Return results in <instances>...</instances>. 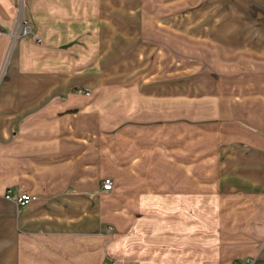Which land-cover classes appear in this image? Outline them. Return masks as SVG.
Segmentation results:
<instances>
[{
  "label": "crops",
  "instance_id": "obj_1",
  "mask_svg": "<svg viewBox=\"0 0 264 264\" xmlns=\"http://www.w3.org/2000/svg\"><path fill=\"white\" fill-rule=\"evenodd\" d=\"M219 2L183 30L232 37L230 96L175 74L160 0H0V264H264V0Z\"/></svg>",
  "mask_w": 264,
  "mask_h": 264
},
{
  "label": "rangeland",
  "instance_id": "obj_2",
  "mask_svg": "<svg viewBox=\"0 0 264 264\" xmlns=\"http://www.w3.org/2000/svg\"><path fill=\"white\" fill-rule=\"evenodd\" d=\"M145 19L151 20V18L157 17V6L155 5L157 0H143ZM159 15H160V27L163 30H176L177 34L169 35L168 31H160L161 43L165 40H170V43H174L176 46V61L175 71L176 75L192 76L194 81H199L201 77H207V84H200L196 82L193 84V96H199L202 90H207L209 96L225 94L230 96L232 93V73L235 71L231 67L232 52L227 45L230 44L231 36H213L214 40H203L204 36L188 35L183 29L190 30L200 27L220 28L226 33L231 30L233 20L231 19L230 5H224L219 0H160ZM218 2V3H217ZM224 6L227 8L224 9ZM26 24L22 23L20 34H23V29ZM30 27V25H27ZM146 27H152L146 21L144 23ZM246 20L240 21L239 27L246 28ZM185 33V34H184ZM35 33H32L33 35ZM37 35V34H36ZM186 35V36H185ZM34 36V35H33ZM40 38V37H39ZM216 38L224 39V51L219 52L213 48L212 43H217ZM245 38V37H243ZM180 50H179V49ZM185 49V51H184ZM220 59L222 61H220ZM184 63L189 64L188 66ZM222 77V79H221ZM193 81V80H192ZM241 87V85H240ZM247 87V86H246ZM245 87V89H247ZM195 93V94H194ZM224 99V98H223ZM215 102L209 101L207 104L208 111L216 110ZM219 103V104H218ZM218 105H225L226 100H219ZM198 117V116H197Z\"/></svg>",
  "mask_w": 264,
  "mask_h": 264
},
{
  "label": "built area",
  "instance_id": "obj_3",
  "mask_svg": "<svg viewBox=\"0 0 264 264\" xmlns=\"http://www.w3.org/2000/svg\"><path fill=\"white\" fill-rule=\"evenodd\" d=\"M23 31V34L26 36V35H29L30 33H31V29H30V27L29 26H25V28L22 30ZM34 35V38L35 39H39L40 40V38H39V36L38 35H36V34H33ZM78 92H80V93H85V94H89L90 93V91H89V89H78ZM102 187H103V189L104 190H107V191H109V190H112L113 189V187H114V182H113V180L112 179H110V178H106V179H104L103 180V182H102ZM7 197L9 198V199H12V196H11V191H8V193H7ZM33 199H35V197L34 196H32V195H30V194H28V193H21L18 197H17V199H15L16 200V202L19 204V205H27V204H29ZM111 264H128V263H126V262H122V261H112L111 262ZM245 264H250V262L249 261H247Z\"/></svg>",
  "mask_w": 264,
  "mask_h": 264
}]
</instances>
